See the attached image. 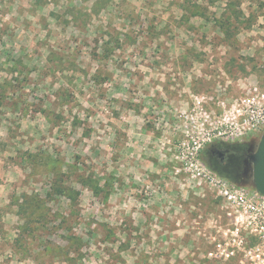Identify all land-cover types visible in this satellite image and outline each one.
<instances>
[{
  "label": "rangeland",
  "instance_id": "1",
  "mask_svg": "<svg viewBox=\"0 0 264 264\" xmlns=\"http://www.w3.org/2000/svg\"><path fill=\"white\" fill-rule=\"evenodd\" d=\"M257 92L264 0H0V264H179Z\"/></svg>",
  "mask_w": 264,
  "mask_h": 264
},
{
  "label": "built area",
  "instance_id": "2",
  "mask_svg": "<svg viewBox=\"0 0 264 264\" xmlns=\"http://www.w3.org/2000/svg\"><path fill=\"white\" fill-rule=\"evenodd\" d=\"M236 136L264 130V93L243 100ZM205 181L212 196L206 210L194 211L186 234L191 245L179 254V264H264V195L222 178Z\"/></svg>",
  "mask_w": 264,
  "mask_h": 264
},
{
  "label": "flooded vegetation",
  "instance_id": "3",
  "mask_svg": "<svg viewBox=\"0 0 264 264\" xmlns=\"http://www.w3.org/2000/svg\"><path fill=\"white\" fill-rule=\"evenodd\" d=\"M255 145L251 141L242 148L236 145H231L229 143H223L222 141H208L199 150L198 156L204 165L211 171H223L221 175L228 176L229 170L238 169L234 179L238 183L251 184V178L246 177L242 171L247 168L248 155L254 149ZM220 173V172H219ZM179 207L181 210L183 208L182 203Z\"/></svg>",
  "mask_w": 264,
  "mask_h": 264
},
{
  "label": "water",
  "instance_id": "4",
  "mask_svg": "<svg viewBox=\"0 0 264 264\" xmlns=\"http://www.w3.org/2000/svg\"><path fill=\"white\" fill-rule=\"evenodd\" d=\"M246 164L247 168H244L242 173L251 178L254 190L264 195V130L254 149L248 155Z\"/></svg>",
  "mask_w": 264,
  "mask_h": 264
},
{
  "label": "trees",
  "instance_id": "5",
  "mask_svg": "<svg viewBox=\"0 0 264 264\" xmlns=\"http://www.w3.org/2000/svg\"><path fill=\"white\" fill-rule=\"evenodd\" d=\"M196 14H198L197 13V11H191V15H196ZM200 14V13H199ZM64 188V187H63ZM67 188V187H66ZM57 188L56 187H54L53 189H51L53 192L56 190ZM53 192H48V194H46V195H48V196H50V195H54V193ZM38 197H35V199H37ZM29 198L27 197V196H25L24 197V199H23V201H24V204L26 205V203H25V201L26 200H28ZM27 202V201H26ZM196 206H199L200 205V203H198V204H195ZM27 206V205H26ZM19 207H20V209H23V210H25L26 209V207H22V204L21 205H19ZM31 212V211H30ZM33 212L34 211H32L31 213H29L30 214V216H35L34 218L35 219H37L38 217H37V213L36 214H33ZM194 211L192 210V213H193ZM192 215V214H191Z\"/></svg>",
  "mask_w": 264,
  "mask_h": 264
}]
</instances>
